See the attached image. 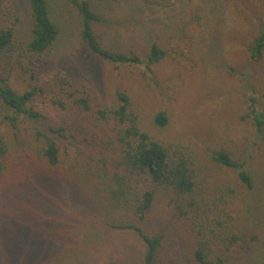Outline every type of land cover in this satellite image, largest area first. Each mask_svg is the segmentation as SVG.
Returning <instances> with one entry per match:
<instances>
[{
  "label": "rangeland",
  "instance_id": "374dc122",
  "mask_svg": "<svg viewBox=\"0 0 264 264\" xmlns=\"http://www.w3.org/2000/svg\"><path fill=\"white\" fill-rule=\"evenodd\" d=\"M93 2L108 19L96 26L105 46L146 55L155 42L166 57L149 67L93 56L79 39L71 0H53L64 34L49 53L32 56L24 49L27 0H0V26L18 25L17 46L0 54V73L20 92L38 87L29 105L44 116L42 127L55 130L61 158L52 188L39 182L34 161H15L0 190V264H144V240L113 227L136 218L112 204L104 190L108 181L88 166L85 149L96 142L90 128L95 119L67 99L76 88L96 91L97 101L112 107L120 103L119 92L128 94L140 126L194 170L192 192L160 188L142 221L163 237L156 264H203L195 259L202 240L214 256H227L224 264H264V126L258 131L250 114L251 98L264 112V58L254 64L248 54L264 24V0ZM64 78L72 84L63 86L67 93L58 82ZM2 108L0 128L13 151L38 158L43 143L36 123L19 114L13 124L3 119ZM160 111L169 115L166 127L154 123ZM219 151L245 164L252 187L214 160ZM115 152L105 147L96 158L116 165ZM29 237L39 244L37 256L29 253ZM44 245L49 251L42 254Z\"/></svg>",
  "mask_w": 264,
  "mask_h": 264
},
{
  "label": "trees",
  "instance_id": "16d2710c",
  "mask_svg": "<svg viewBox=\"0 0 264 264\" xmlns=\"http://www.w3.org/2000/svg\"><path fill=\"white\" fill-rule=\"evenodd\" d=\"M93 1L71 0L76 7L79 39L93 56L114 64L146 63L149 67L166 57L167 51L155 42L150 45L146 55L105 46L100 41L96 26L105 24L108 19L95 9ZM107 1L120 3L132 0ZM27 2L29 18L24 49L32 56L46 55L60 41L64 28L52 13L53 0H27ZM17 30L18 25L15 23L0 26V54L17 46ZM248 54L249 60L254 64L264 58V24L250 43ZM58 82L62 92L65 93L68 89L63 86L67 88L72 86L66 78ZM37 92L38 87L24 92L18 91L0 73V104L3 107V119L16 124L17 115H27L36 123V134L43 143L41 149L37 151L38 158L33 157L28 151L16 154L11 148L10 140L0 128V190L4 187L8 176L15 172L14 163L19 158H25L27 162L34 161L37 171L42 174L39 175V182H45L51 185V188L55 187L52 183L55 178L52 172L58 170L61 164L60 146L55 130L51 126L42 127L41 122L44 116L29 105ZM95 95L98 96L94 90L76 88L74 92L68 94L67 98L71 99L72 105L78 112L95 119L90 128L97 139L96 142L91 141L85 149L88 154L86 159L88 166L93 170V175L108 181L104 185V190L109 194L112 204L131 212L136 218L134 222L114 224L113 227L135 231L146 244L144 264H156L163 237L149 233L142 225V221L151 212L159 196L160 188H173L180 193L192 192L195 187L194 170L183 155L178 158L172 155L171 148L165 141L153 136L140 126L138 115L132 109L128 94L119 92L120 103L114 107L99 103ZM255 99L251 98L250 114L258 131H261L264 126V112L257 108ZM57 103L61 107L66 106L62 99ZM169 120L168 113L160 111L155 115L154 123L161 128L166 127ZM105 147L116 151V157H113L116 165H112L103 158H96ZM213 158L216 162L235 169L243 184L253 186L252 172L229 152L219 151ZM63 172L66 174L65 177L71 180L74 178L70 173ZM237 238L239 237L234 236V239L237 240ZM28 239L30 255L37 256L35 254L39 244L31 237ZM211 249L205 240L200 241L195 250V259L203 264H224L228 260L227 256H214ZM39 251L45 254L49 251V246L44 245V249Z\"/></svg>",
  "mask_w": 264,
  "mask_h": 264
}]
</instances>
